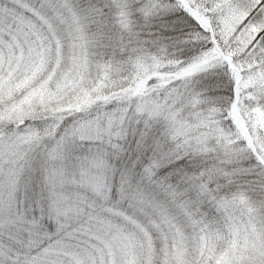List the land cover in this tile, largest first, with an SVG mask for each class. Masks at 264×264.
Listing matches in <instances>:
<instances>
[{"label": "snow or ice", "instance_id": "6c2138e0", "mask_svg": "<svg viewBox=\"0 0 264 264\" xmlns=\"http://www.w3.org/2000/svg\"><path fill=\"white\" fill-rule=\"evenodd\" d=\"M0 264H264V0H0Z\"/></svg>", "mask_w": 264, "mask_h": 264}]
</instances>
